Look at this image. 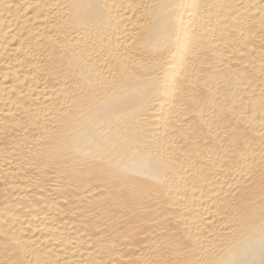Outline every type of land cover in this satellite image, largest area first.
I'll return each instance as SVG.
<instances>
[{
	"label": "bare ground",
	"instance_id": "6f19581e",
	"mask_svg": "<svg viewBox=\"0 0 264 264\" xmlns=\"http://www.w3.org/2000/svg\"><path fill=\"white\" fill-rule=\"evenodd\" d=\"M0 264H264V0H0Z\"/></svg>",
	"mask_w": 264,
	"mask_h": 264
}]
</instances>
